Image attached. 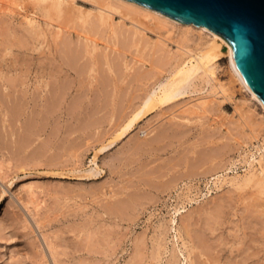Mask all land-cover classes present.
I'll return each mask as SVG.
<instances>
[{"label": "rangeland", "instance_id": "374dc122", "mask_svg": "<svg viewBox=\"0 0 264 264\" xmlns=\"http://www.w3.org/2000/svg\"><path fill=\"white\" fill-rule=\"evenodd\" d=\"M47 3L0 0V264H264V109L224 48L214 81L99 152L211 37L176 25L132 40L117 14V35L92 28L90 0L74 1L90 14Z\"/></svg>", "mask_w": 264, "mask_h": 264}, {"label": "bare ground", "instance_id": "6f19581e", "mask_svg": "<svg viewBox=\"0 0 264 264\" xmlns=\"http://www.w3.org/2000/svg\"><path fill=\"white\" fill-rule=\"evenodd\" d=\"M39 1H42V0H39ZM43 1H48V3L41 5L42 8H46V9L47 8L48 9L59 8L60 9V8H63L64 5H71V7L75 9H78V10L82 9L81 11L84 13H87V14L91 13V10H85L82 7L76 6V4L74 3L75 0H43ZM83 1H88V0H83ZM90 1L96 4V6L98 7V10L95 14V18H93L90 22H87V23H89L92 28L94 27L96 28L97 25L107 26L108 28H110V30L114 32L115 35H117V32H116L117 26H116V23L113 22L112 17L114 14H117L121 17V19L127 18L130 20L131 28H125V30L129 31V36L132 40L143 38L145 35L144 34L145 30L147 28H152V27L157 28V29L167 28L166 30L169 31V28H173L176 25L183 27L181 30V37L189 33L191 29L193 28H196L199 34L202 35L205 32V33H208V35L211 37V40L209 42L197 47L196 49L195 48L194 49L183 48V51H182L183 54L179 58L180 60L178 59V62L176 63V65L169 71V73L167 74L165 78L157 79L154 82L153 86H151L141 96L139 108L134 113H132V115L129 117L128 120H126V123L118 131L115 138L109 141L108 143L102 145L98 149L99 152L103 151L108 146L112 145L116 139L126 134L128 130L135 123L140 121L142 117L146 113L151 111L154 107H162V106L169 104L170 102L174 100L179 99L181 96H183V94L188 92L189 88L197 87L199 85L198 81H201L204 84L211 83L212 81H214L215 79L214 74L216 71V61L220 57L221 48H224V50L222 51L228 56L229 64H230V71L234 79H236L241 84V86L244 88V90L250 93L252 97L256 99L262 105V108L264 109V105L261 99L246 85L240 73L238 72L234 64V61H233L231 45L219 34L212 32L211 30L203 26H196L193 24L182 23L180 21H177L171 17H168L162 13H159L151 8H148L146 6H143L131 0H90ZM138 16L142 17L143 20L139 19ZM85 18H88V17H85ZM89 19L91 18L89 17ZM27 22L28 24L26 25L27 26L26 28L27 29L29 27L31 28L33 26L32 22L28 18H25V23ZM87 26H84L85 29ZM84 31L86 32L87 29ZM127 36L128 35H126V38ZM188 39H190V37ZM217 40H220V41L218 42ZM160 43H163V42H161L160 40ZM78 45H80V43ZM161 51L165 52L163 48L161 49ZM215 86L214 84H212V92L215 89ZM217 87L220 89H223V91L225 90L224 89L225 87L223 88V85L221 84ZM207 100L205 98L204 99L201 98L198 100L196 104L192 106L195 107V109L201 108L205 104H207L206 103ZM263 156H264V153H263ZM92 161L95 163V159H92ZM95 169L97 173L102 171V169H100L99 167H95ZM261 170L264 172V165L262 166ZM4 193H6V190L4 191Z\"/></svg>", "mask_w": 264, "mask_h": 264}, {"label": "water", "instance_id": "95a60500", "mask_svg": "<svg viewBox=\"0 0 264 264\" xmlns=\"http://www.w3.org/2000/svg\"><path fill=\"white\" fill-rule=\"evenodd\" d=\"M131 1L222 36L244 82L264 105V0Z\"/></svg>", "mask_w": 264, "mask_h": 264}]
</instances>
